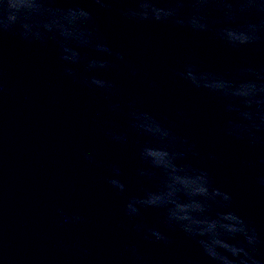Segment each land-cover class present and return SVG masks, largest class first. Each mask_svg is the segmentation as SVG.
I'll return each instance as SVG.
<instances>
[{
    "label": "water",
    "instance_id": "water-1",
    "mask_svg": "<svg viewBox=\"0 0 264 264\" xmlns=\"http://www.w3.org/2000/svg\"><path fill=\"white\" fill-rule=\"evenodd\" d=\"M81 4L96 8L91 0ZM95 15L101 35L127 61L98 73L115 81L118 94L112 98L66 76L51 41L27 43L7 34L0 44L5 89L0 97V248L7 264H90L97 258L123 256L125 245L139 240L123 215L124 195L106 178L116 164L130 190L139 187L136 145L142 137L123 113L110 111L111 103H119L124 112L130 104L150 111L188 137L201 153V159L192 162L206 166L216 186L230 191L236 207L264 233V189L255 182L264 174V151L226 137L220 102L175 74L188 61L218 72H230L245 62L262 65L264 48L234 52L208 34L131 23L115 12ZM130 67L137 70L135 76ZM151 81L157 86L151 87ZM110 129L126 132L128 143H113L107 135ZM85 152L94 162L84 159ZM209 153L215 159H209ZM59 209L84 220L64 224ZM144 219L160 226L156 210H146ZM174 238L173 249L150 244L143 249L148 256L197 254L179 234Z\"/></svg>",
    "mask_w": 264,
    "mask_h": 264
},
{
    "label": "clouds",
    "instance_id": "clouds-1",
    "mask_svg": "<svg viewBox=\"0 0 264 264\" xmlns=\"http://www.w3.org/2000/svg\"><path fill=\"white\" fill-rule=\"evenodd\" d=\"M0 0V44L7 34L27 43L57 46L66 76L86 88L112 98L118 94L115 81L98 75L127 65L124 54L114 50L100 33L97 11L115 12L136 24L172 25L196 34H208L226 49L239 52L252 46L264 48V0ZM68 4L70 6H61ZM82 69L77 72L73 67ZM130 74L137 70L130 67ZM176 76L194 90L216 98L222 107L223 134L251 149L264 151V64L242 63L230 72L204 70L188 61ZM156 87V82H150ZM0 66V97L4 94ZM110 111L126 116L129 127L142 137L136 145L139 187L130 190L122 169L113 164L106 178L110 187L124 195L123 215L132 222L138 241L125 245L123 256L97 258L90 264H264V233L235 205L233 194L216 186L212 173L197 165L201 153L186 136L152 112L130 104L124 112L119 103ZM181 116L183 113L180 114ZM115 144H127L126 132H107ZM85 160L94 156L83 153ZM215 159L214 154H208ZM264 165V159L260 161ZM264 189V174L255 178ZM160 214V226L144 219L146 210ZM67 225L84 217L58 210ZM175 234L190 242L196 255L174 252L168 257L146 255L143 244L173 249ZM0 260L7 258L0 248Z\"/></svg>",
    "mask_w": 264,
    "mask_h": 264
}]
</instances>
